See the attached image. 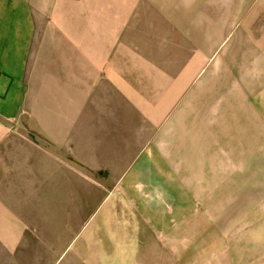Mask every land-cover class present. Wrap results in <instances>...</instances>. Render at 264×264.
Returning a JSON list of instances; mask_svg holds the SVG:
<instances>
[{
	"label": "crops",
	"instance_id": "crops-1",
	"mask_svg": "<svg viewBox=\"0 0 264 264\" xmlns=\"http://www.w3.org/2000/svg\"><path fill=\"white\" fill-rule=\"evenodd\" d=\"M110 188L134 264H264V0H0V264Z\"/></svg>",
	"mask_w": 264,
	"mask_h": 264
},
{
	"label": "rangeland",
	"instance_id": "rangeland-1",
	"mask_svg": "<svg viewBox=\"0 0 264 264\" xmlns=\"http://www.w3.org/2000/svg\"><path fill=\"white\" fill-rule=\"evenodd\" d=\"M132 175L129 170L124 177L128 180ZM143 175L156 177V174ZM173 186L164 189L169 198L178 196L177 192L183 189ZM185 186L192 196L195 189L190 184L185 183ZM144 191L149 196L158 197L159 190L146 188ZM102 199V203L98 201L91 207L88 216L92 214V217L88 222L86 217L81 226L61 238L58 243L62 244L55 250L53 264H134L139 260V254L128 252V249L129 245L135 249L140 245V232L145 228L143 214L132 209L121 190L107 189ZM131 232L135 235L132 236ZM128 234L130 237L125 236Z\"/></svg>",
	"mask_w": 264,
	"mask_h": 264
}]
</instances>
